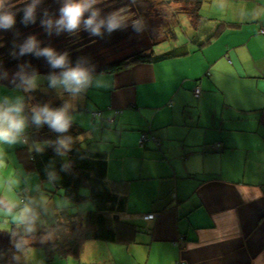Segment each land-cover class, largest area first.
Masks as SVG:
<instances>
[{
	"label": "crops",
	"instance_id": "obj_1",
	"mask_svg": "<svg viewBox=\"0 0 264 264\" xmlns=\"http://www.w3.org/2000/svg\"><path fill=\"white\" fill-rule=\"evenodd\" d=\"M171 5L177 7L171 13L187 15L193 28L187 44H173L177 55L101 73L107 87L85 94L96 109L78 98L77 110L87 115L85 125L75 119L85 131L80 143L106 154L105 177L127 197L121 218L139 228L129 244L85 242L78 261L264 264V0H208L199 19L189 5H165L167 11ZM170 25L161 36L172 35ZM216 42L220 48L212 49ZM5 97L15 101L19 92L0 85V102ZM94 111L101 116L92 118ZM29 128L27 122L26 143L0 145V199L17 205L12 213L0 208V222L26 205H40L46 212L30 238H41L67 200L56 201L61 192L41 182L32 167V154L45 150L51 136ZM143 133L148 140L140 147ZM12 231L11 224L0 229V254L12 245Z\"/></svg>",
	"mask_w": 264,
	"mask_h": 264
},
{
	"label": "rangeland",
	"instance_id": "obj_2",
	"mask_svg": "<svg viewBox=\"0 0 264 264\" xmlns=\"http://www.w3.org/2000/svg\"><path fill=\"white\" fill-rule=\"evenodd\" d=\"M157 1L158 0H153V2L152 0L137 1L142 7L140 20L131 5L132 3H130L131 0H98L95 7L101 10L102 16L113 11H119L124 18V24L120 30L114 31L111 34L105 32L103 36L100 37L91 36L84 30L83 25H81L80 29L75 33L60 32L57 34L54 28L49 32L46 25L42 24V21L45 19H58L59 9L63 4V0H39L36 6L35 22H30L26 25L21 22L22 13L19 12V9L24 6L25 2L31 3V0H9L12 10L17 12V15L16 24L13 28L9 30L0 29V81L7 83L0 85L9 87L12 92H19V97L23 99V102L30 105V100L32 98L30 94L31 91L25 92L22 89L16 88V84L13 86H9L8 84L20 81V77L17 76V73L23 72L28 75L35 74L37 76V82L36 88L32 90L34 94L50 95L52 101L60 103L61 107L66 102L74 104V108L69 110L70 115L73 117L72 122L76 124L75 119L77 118L79 123L85 125L86 122L83 119H85L87 115L81 108H79V111L77 110V105L79 103L78 99L72 100L70 94L64 92L62 88L49 86L48 77L53 74L59 75L61 69L52 68L45 57H38L35 55V52L20 55V47L29 37H35L39 48L51 47L58 54L67 53L70 66L75 67L77 62H82L83 66L92 69V71H96L107 65L115 64L118 59L126 58V56L137 53L142 48L151 44H154L152 48L155 54L170 51L173 49L174 43L181 44L182 41L186 43L185 41L191 37L193 33V28L188 26L187 15L171 13V11L173 12L177 9L175 5H171V7H169L171 9L167 11L165 5L168 6V4L164 5ZM154 6L157 8H154ZM171 17H174L173 22L171 21ZM134 22H136L137 30L134 29ZM170 23V26H172L171 29L173 30L171 33L177 36L176 39H174L173 36L167 35V33L162 35L163 38L160 35V30L168 28L169 26L167 25ZM157 33H159V36H157ZM165 36L167 40L164 41ZM160 39V43L155 44V42ZM220 46H223V43ZM188 47L192 48L191 46ZM218 48H220L219 43H214L212 49ZM93 74L99 76L101 73L93 72ZM83 98H85L86 104L90 106V108L84 106L85 108L96 109L91 99L88 100L85 95ZM84 102L83 100V103ZM31 105L38 107L33 101H31ZM24 114L27 117V122L30 123L27 114ZM79 123L78 126L82 128L83 126L79 125ZM91 131L92 130H90V133L92 134ZM90 133H88V135H90ZM96 147L103 149L101 143H97ZM61 197L62 194H57L54 196V199L57 201ZM65 207L66 210L72 214L78 209L80 211H88L90 209V204L82 203L73 205L67 202ZM9 219L10 220L6 222L4 221V223L0 222V229L10 227V224L18 225L17 214L11 215ZM38 226H40V224H38ZM18 227H20V225H18ZM21 228H23V226ZM43 239L45 242L47 236L44 235L41 238L27 239V247L18 254L19 264H80L78 258L75 257L60 259L55 256L52 262H47V253L43 245L44 242L42 245H39V243H42L41 241Z\"/></svg>",
	"mask_w": 264,
	"mask_h": 264
},
{
	"label": "trees",
	"instance_id": "obj_3",
	"mask_svg": "<svg viewBox=\"0 0 264 264\" xmlns=\"http://www.w3.org/2000/svg\"><path fill=\"white\" fill-rule=\"evenodd\" d=\"M137 1L139 0H131V3L141 20L142 7ZM205 1L208 0H168L165 3L168 5H189L188 11L191 16L194 19H199L201 18L200 5ZM152 45L149 50L138 51L115 64L107 65L96 71L113 74L137 63H152L177 55L175 50L154 54L151 49ZM20 82H16V84ZM32 92H30L32 95L30 105L24 103L25 113L30 120L29 129L51 136L45 150L32 154L31 163L34 171L41 182L50 181L48 173L55 172L57 178L50 182L55 189L61 192L67 202L73 205L82 203L91 205V209L88 211H77L71 214L66 209H62L54 214V223L47 227V241L43 244L47 253V262H51L55 256L60 259L78 258L87 241L131 243L139 232V228L135 223L121 218L126 212L127 197L123 193L116 192L114 183L109 182L105 177L106 154L82 146L79 139L85 131L73 122L69 131L63 134L53 131L47 124L37 126L32 123L31 109L35 106L31 105V101L37 104V108L45 105L53 109L61 107L60 103L52 101L50 95ZM64 136H71L73 143L71 151L62 157L57 155L54 149L56 141ZM66 161L71 162L70 169L62 171L61 165ZM22 199L25 202V199ZM11 227L13 229L11 233L12 245L5 253L0 254L1 264H19V260L14 257H18L21 252L16 251L14 241L21 238L17 234L20 227L14 224ZM37 231L43 234L42 228H38ZM30 236H24V239H29Z\"/></svg>",
	"mask_w": 264,
	"mask_h": 264
},
{
	"label": "clouds",
	"instance_id": "obj_4",
	"mask_svg": "<svg viewBox=\"0 0 264 264\" xmlns=\"http://www.w3.org/2000/svg\"><path fill=\"white\" fill-rule=\"evenodd\" d=\"M39 0H31V3H24L19 9L21 22L23 24L34 23L36 6ZM98 0H63V4L59 9L58 19H45L42 24L46 25L49 32L54 28L59 34L60 32L75 33L80 29L81 25L85 31L91 36L102 37L105 32L111 34L120 30L124 24L123 15L119 11H113L102 16L101 10L95 5ZM87 14V15H86ZM17 12L12 10L9 0H0V29L9 30L16 24ZM134 29L137 30L136 22L133 23ZM35 52V55L43 56L47 59L52 68L61 69L59 75H51L48 77L49 86L54 88H62L72 97V100L82 99L89 88L107 87V82L103 79V75L95 76L92 69L83 66L82 62H77L75 67L70 66L68 54H58L53 48H39L35 37H29L20 47V55ZM20 77V84L15 87L25 92L32 91L36 88L37 76L35 74L28 75L26 73H17ZM74 108V104L66 102L60 108H50L48 105L31 109V121L37 126L47 124L50 129L57 133H67L71 127L73 117L69 110ZM25 105L21 97H17L15 101L4 98L0 102V145H14L17 142L26 143L22 139V134L26 128L27 117L24 115ZM73 138L64 136L56 141L55 152L59 156H65L71 151ZM37 151H41L37 148ZM2 159V157H0ZM71 162L66 161L61 165L62 171L70 169ZM50 181L56 180V173L49 172ZM17 205L12 201L0 199V208L12 213ZM46 212L40 205H26L22 208L18 215L17 224L23 226V236L19 240L14 241L17 252H22L28 245V240L24 236L30 235L35 230L36 222L39 220L40 213ZM19 259V257H14Z\"/></svg>",
	"mask_w": 264,
	"mask_h": 264
},
{
	"label": "built area",
	"instance_id": "obj_5",
	"mask_svg": "<svg viewBox=\"0 0 264 264\" xmlns=\"http://www.w3.org/2000/svg\"><path fill=\"white\" fill-rule=\"evenodd\" d=\"M259 34L262 35V36L264 37V27L261 28V29L259 30ZM194 93H195L196 96H198L199 93H200V92H199V89L196 88ZM101 114H102L101 111H94V112H91L90 115H91L92 118H97V117H100ZM147 140H148V136H147V134H146V133H143V134L141 135V137H140V140H139V145H140V147H143L144 143H145ZM219 146H220L219 144H215V145L212 146V149H218ZM145 218H146L147 220H152V219L154 218V216H152V215H148V216H146Z\"/></svg>",
	"mask_w": 264,
	"mask_h": 264
}]
</instances>
